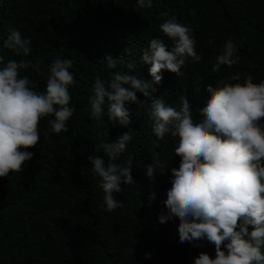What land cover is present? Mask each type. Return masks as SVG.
<instances>
[{
    "label": "trees",
    "instance_id": "trees-1",
    "mask_svg": "<svg viewBox=\"0 0 264 264\" xmlns=\"http://www.w3.org/2000/svg\"><path fill=\"white\" fill-rule=\"evenodd\" d=\"M245 1L246 10L243 0H153L151 8L140 9L135 0H0V55L5 61L21 58L2 47L8 29H18L31 40L25 59L40 62L39 74L31 67L20 73L29 77L35 91L44 90L48 65L56 58L73 60L69 71L74 77L68 89L74 108L68 131L46 138L47 121L54 117L42 118L38 143L25 149L33 156L23 171L0 178V264H192L201 252L214 258V245L207 241H200L202 247L178 242V218L157 221L170 187V169L180 157L172 151L176 140L169 134L152 149L155 137L147 109L157 97L178 109L184 95L193 118H199V104L210 95L206 84L215 86L235 74L256 81L264 73V0ZM171 16L193 28L201 60L188 64L178 77L163 71L160 83L153 85L160 92L151 98L137 93L138 103L128 105V127L106 115L103 123L91 120L88 97L96 77L107 82L116 71L128 72L127 64L133 62L131 74L151 82L150 65L140 55L152 38L171 47L159 30ZM226 40L236 45L239 63L213 72L212 62ZM106 55L116 59V68L106 67ZM129 130L136 134L120 160L133 156L134 183L121 185L114 194L124 207L107 213L100 207L103 193L88 157L102 156L95 151L101 142H114ZM153 151L166 167L160 170L164 174L149 180L144 165L151 163ZM145 252L150 259H143Z\"/></svg>",
    "mask_w": 264,
    "mask_h": 264
},
{
    "label": "clouds",
    "instance_id": "clouds-1",
    "mask_svg": "<svg viewBox=\"0 0 264 264\" xmlns=\"http://www.w3.org/2000/svg\"><path fill=\"white\" fill-rule=\"evenodd\" d=\"M243 2L244 10L248 9ZM152 4L153 0H135L134 7L151 8ZM159 30L171 41V47L161 38H152L140 55V61L150 65L151 82L131 74L133 62L127 64L128 72L116 71L107 82L96 77L88 97L91 120L103 123L106 115L108 121L128 127V105L138 103L137 93L151 98L153 92H160L153 85L160 83L163 71L178 77L188 64L201 60L189 24L171 16L159 25ZM30 45L31 40L13 28L8 29L2 41L4 49L21 58L5 61L0 55V178L23 171L25 162L33 156L25 149L38 143L37 126L42 118L54 117L47 121V138L52 133L67 132V122L74 114L68 91L74 84L69 71L73 60H52L44 90L35 91L29 77L20 75L29 67L40 73L39 61L25 59L32 51ZM236 52V45L226 40L211 70L238 64L240 56ZM103 61L107 68H116V59L110 55ZM205 87L210 95L199 104V118H193L191 102L184 95L179 98L178 109L161 97L151 99L147 109L155 137L152 149L159 147L156 141L169 134L176 140L172 151L180 157L178 166L170 169V187L157 221L164 224L178 218L181 244L202 247L200 241H207L214 245V258L201 252L192 264H264V73L256 81L251 75L240 80L239 74H235L227 81L220 80L215 86L208 83ZM135 134L136 131L129 130L119 134L114 142H101L95 151H102L103 155L88 157L103 193L100 207L107 213L124 207L114 194L121 192V185L134 183L133 156L130 154L122 161L120 157ZM158 155L153 151L151 163L144 165L149 180L165 172H160L166 165L155 158ZM154 199L155 193H150L149 203ZM150 258V253L143 254V259Z\"/></svg>",
    "mask_w": 264,
    "mask_h": 264
}]
</instances>
